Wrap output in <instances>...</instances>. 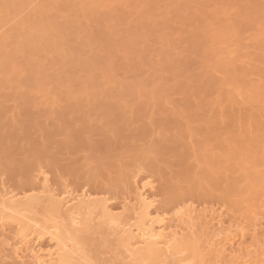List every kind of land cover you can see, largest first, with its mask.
<instances>
[{
  "label": "bare ground",
  "instance_id": "obj_1",
  "mask_svg": "<svg viewBox=\"0 0 264 264\" xmlns=\"http://www.w3.org/2000/svg\"><path fill=\"white\" fill-rule=\"evenodd\" d=\"M56 1L58 3L62 4V7L58 6L60 8V10L57 13L59 14V16L65 15V18H64L65 23L64 24H62L61 26L58 25L56 18H53V17H51V15H49V13H52L54 11V7L53 6H47L41 10V15L43 16V18L38 23H35L32 25L31 21L25 22V23L29 24L32 28V32L30 33V35L22 34L20 29H19L20 33H18V30H16L15 31L16 35L14 37V42L12 45H9L8 40H6L4 38L0 39V49L5 50V53L0 57V107H2L1 104H2L4 99H8L9 101H11L13 103V106H14V107L12 106L13 108L12 107L9 108L8 106H6L4 108L2 107L3 109L0 110V148L5 150V151H3L1 149L0 151L5 152L7 155H9V153L11 151V148L9 149V146L14 143L13 142L14 139H17L18 141L19 140L22 141L21 138L24 139L23 136L24 137L27 136V135L22 136L21 135V133H23L22 131H24V132L26 130L29 131V129L31 127H32V129L34 128L35 132L37 130H40L41 131V132L39 131L40 134L42 133L43 135L45 134L47 136V142L45 140L46 144L48 142L51 143L53 138H54L55 132L51 133L53 128L56 130L57 128L63 127V129H65V130H60V131L61 132L66 131V130L69 131L67 133H69L70 137H71V130L72 129L70 130V128H72V126L75 124V122H77V123L81 122V125L83 124L84 127L81 125L80 126L83 128L86 127V129L88 131V129L90 128V127H88L90 124V122H89L90 118H89V112L88 111H90L91 107L100 113H102L103 111H106L108 113V121H107L106 128L104 125V129L105 130L107 129L106 130L107 132L104 130L105 135H102V136H104V139L107 138V140L110 139V138H108L109 136L113 137L114 133H116L117 135L121 136V139H123L125 141L128 138H131V141H134L135 139L139 138L138 143L142 142V140H144V143H145L146 137H144L145 139H143V137L141 138L138 135L141 133L139 125L145 124V120L146 121L149 120L150 124H152V126H155V124H159L160 129L165 127L166 124H171L172 121L174 122L173 116H172L173 118H171L173 120L170 121V123H169L170 119H168V117L166 116L167 117L166 120L168 119V121H167L168 123H166V121H163L164 120L163 119L159 122L157 121V123L155 122V124L153 125L154 122H152V121H156L153 119V115H154V117L156 116L155 113H157V110L155 109V107L151 106L150 103H147L149 101L142 104L140 106V109L139 108L137 109L139 111L138 115L135 112H130L131 109L128 110V108H129L128 105H126V107L127 106L128 107H127V110H125L126 109L125 103H124V105H122L124 107H122L121 104H123V103H119V105H113L112 106L111 104L109 105V104H104V103L100 102L101 100L109 97V95H106V88L111 83L112 78L95 79V76H93V74L96 70H103L104 73L109 74V76H107V77H111V75H113L115 73V66L113 65V60L117 57V55H119V54L121 55L122 53H123L122 54L123 56L120 57L117 61L120 65L126 66L128 64V61H129V56L134 57V58L142 57V59L147 58V61L142 60V61H139L138 63L133 64L132 69H134L133 71H135V73L145 71L146 69L149 70V68H155V66L152 67L153 62H151V60H152L151 57H153V54L155 53L153 46H156V45H162L163 47L161 46L160 48H163V49H165L164 47H166L168 52L166 53L167 59H166L165 63L160 64L158 67H156L157 70H155V71L156 72L160 71L161 73L168 71L172 75V78H173L172 83L181 85V88H182L181 92H183L182 94H184L188 98L187 101L183 104L184 105L183 107H185V109L184 110L182 109L184 111L182 113L184 114L185 112H187L185 114L186 115L188 114L189 115L188 117H190V120L191 121L193 120V122L195 120L198 121L201 119L203 122V123L201 122V124H203V125H201L200 123H198L199 126L194 124V126H196L198 129L200 128V125L204 126V128L207 125L206 130L208 132L209 126L214 127V128H212L213 131L217 126V128H218V129H216L217 131H215V132H213L211 130L210 131L213 132L215 135H217L219 132L222 134L225 130L224 131L222 129L220 130L219 129L220 126H218V124L220 123L219 125H222L221 127L223 128L224 122L222 121V117H220V116H222L221 114H225L228 112L230 114L233 112L235 113L236 109H238L239 112L241 113L244 110H246L244 108H246L247 105L249 106L250 105L249 103H252L250 107L253 108V105L255 103L258 105V103L262 104L264 102V0H258V2H256L255 4L250 3L251 0H220L221 3L218 2L219 0H169V6L168 7L171 9V11H168V9L163 10L162 8L159 7L158 4H154V5L150 6L148 4L147 0H136V9L137 10L146 9L147 7H149V8L144 13L143 17L140 18L138 25H136L135 27L129 26L126 24L128 18L130 19L133 17L132 15H127V16L126 15H123V16L113 15L111 17L103 18L100 14V10L102 9V7L104 6V3L106 2L105 0H82L81 3H76V4L72 3L71 0H56ZM30 2H31V0H21L20 5L24 6V5L29 4ZM207 3L211 4L209 9L206 10L207 19L202 20V21L195 20L197 23L195 22L196 24H191L190 23L191 19L192 20L198 19V17H199L198 15H200V11L202 9L200 10V9H198V7L200 8V6L202 7V6H204V4H207ZM1 9H8V10L11 9V4L8 2V0H2ZM79 15L83 16L82 20H78ZM46 17H48L49 20L53 21L54 23L52 22V23L46 24L45 19H44ZM221 18H224L223 23H221V21H220ZM219 21H220V23H219ZM116 22L120 23L123 26L122 30L116 32V36L119 37L118 39L111 36V34L114 33L113 25ZM91 24H95L98 27H100L98 34L97 33L95 35L93 34V32L90 28ZM187 28H188V31L186 30ZM181 30H186V31H184L185 34H186V32H188V33L186 35H184L183 34L184 32L182 31L181 34L184 37H181L180 36L181 34L179 32V36H177L178 34L176 36L178 38L181 37V40L176 39V37L174 38L175 40L173 39L174 41L181 43V46L179 47L176 45V43H171V40L167 39V37L172 36V35L167 34V33H174L175 34L176 31H181ZM235 33H237V34H235ZM246 33H251V37H252L251 39L257 42L255 44L257 47L254 45L256 47L255 48L256 50L254 51V53H249L250 50L247 47L248 48L247 51L249 50L247 52L248 55L244 56L245 58L243 57L246 60L242 59V56H241V59L243 61H241V59H240V61H237V62L243 63V66L241 64H239L242 67L240 66V67H238V69L237 68L234 69V67L233 68L231 67L232 64L230 66L229 63H227L228 61L227 62L225 61L227 64L225 62H222L221 63L222 65H221V67L219 66V68L221 69L220 71L223 73V75H220V74L218 75L217 72L219 71V68H218V70H216L217 72H213V70L212 71L209 70L210 73L213 72L212 74L216 73L218 75V76L214 75L216 78L213 77L212 74H210V73H209L210 75L207 73V76H206V70H205L204 75L206 76L205 77L206 79L203 76V78L205 80L201 81V82L199 81L198 83H196L192 79V78H194V79H196V81L201 80L200 78L198 79L196 77L198 75V72L196 73V76H195L196 78L192 77V75L189 73L190 70L188 72H186L188 70L186 67L189 65L187 62L188 58H190V60H191L193 58L195 59L196 56H198L199 61L202 60L201 63L203 62V64L201 66L199 65L200 67H202L204 65V62L206 64V61L208 62L209 61L208 59H211L209 56H210V54H214V52H213L214 49L217 47L219 48L220 45L222 46V44H223V46H224V44H226V45L228 44L229 46H231L229 48H232L231 49L232 52H233V48H239V46L236 47L237 42H238V40H237L238 37H237V39H235V40H237L236 42H234V37H236L235 35L240 36L241 34L244 37V35ZM168 35H170V36H168ZM68 36H71L69 46H67L66 43H64L65 39L68 38ZM129 38H134L135 40H137L139 42H136V43L128 42ZM239 38H241V36ZM241 39H243V38H241ZM241 42H242V40H241ZM232 43H234V44L232 45ZM144 44H146V48L143 47ZM228 45L226 48L227 49L226 52L229 54L230 50H228ZM232 46H234V47H232ZM241 46H240V48H242ZM17 47H18L19 51H24L28 55V57H26V59H25L27 61V63H30L34 60L40 62L39 59L45 60L49 54L56 55L54 60H53L54 66L58 69H61L62 73H63V74L59 73L57 70L59 76L61 78L65 76L64 78H66V81H67L66 84L68 83L70 86H73V89L69 90L67 93V99H66L67 102L66 103L64 102L65 105H64V103L61 102V104H63L64 106L62 105L61 109L59 107L60 105L57 106V107H59V110H61V111H59L56 108V111H59V112L51 110V112L46 111V113H42L43 111L40 112V110H42L41 108L44 107L41 105L42 103L38 102L36 98H33L30 95H27V93H24V94H21L19 92L17 93L16 91H14V89H12L11 94H8L7 96L3 97V95H1L2 92L7 90L11 84L10 80L7 79L8 75H10L16 71L17 65H19V62H21L20 59L23 58V57H21L22 53L17 52ZM94 48L97 49L98 51H100L101 53H103L104 57L98 56V54L96 56H94L95 58H91L93 60L90 59V56L87 57L88 54H91V52L94 51ZM250 48H252V46ZM219 50H221V49L219 48ZM68 53L73 55L72 59L68 58ZM158 53L160 54L161 51ZM158 53H156V55ZM217 54H219V53H217ZM232 55L233 54H231V56ZM86 57H87V59H86ZM213 57H214V55H213ZM213 57H212V59H213ZM221 58H223V56ZM237 58H236V60H237ZM218 60H219V58H218ZM194 61H198V59L194 60ZM212 61L214 62V60H212ZM110 62L112 64L109 65ZM230 63H232V61ZM191 64H193V63H191ZM191 64H190V66H191ZM218 64H220V63H218ZM218 64H215V65H218ZM209 65H212V62ZM209 65L206 64V66H209ZM196 66H198V65H196ZM193 67L195 69V65ZM213 67H215V66H213ZM217 67L218 66H216L215 68L217 69ZM229 67L232 70L229 69ZM209 68H212V67H209ZM185 69H187V70H185ZM196 69L200 70L202 68L199 69V67H198ZM152 71L154 72V70L151 69L150 72L148 71L147 74L149 75V73H151ZM202 71H199V72H202ZM146 72H144V74ZM82 73H84L86 76H88L87 82H86V84H88V85L76 84V81L80 80V76ZM218 77H220V78L218 79ZM222 77L224 79H227L229 81V84L233 85L230 87V85L228 84L230 90H231V88L234 89V87H235V89H236V90H234L236 92V93H234V95L236 94L235 96H232V95L227 94V93L225 94L224 93L225 91L223 92V84L222 83L224 81H223ZM249 77H255L254 80H256V78H257V80L253 81V79L251 78L252 81L250 83H248V81L246 82V80ZM203 78H202V80H203ZM137 80L138 79L133 78L134 82L130 86H131L132 91H134L138 94H141L143 88L145 89L144 86H146V85L143 84L142 81H137ZM89 89H94V92L89 93ZM34 92H38V91L35 90ZM111 94H112V95H110L111 97H115V95H113V92H111ZM114 94H117V93H114ZM125 96H127V95L121 96V98H122L121 101H123V99H126ZM93 99L95 100V102L93 104H91ZM18 101H24V106H25L24 112L25 113L27 112L26 116H28V117H26V118L24 117L26 120L23 121V119H22V121L25 122V121H27V119H29V124L28 123H26V124L30 125L31 127L26 126V124L22 125L23 124L22 123L20 125L21 127L18 128L19 123L17 121H15L16 117H15V119H13L14 115H16L15 113L20 109V108L18 109V106H17ZM166 104H168V103H166ZM166 104L163 106H160L158 109V110H161L160 111L161 115H164L165 111L167 112V108L170 111V107H166ZM256 104H255V106H257ZM260 105H258L256 107L257 109L254 107V109L258 110V107L260 108ZM179 106H177V107H179ZM87 108H89V109H87ZM262 108H264V106H262ZM262 108H260V113L262 112ZM174 109L172 107V110L174 111V113L177 111L178 114L180 113L179 115H181V110L175 109L176 110L175 111ZM54 110H55V108H54ZM253 110H252V112H254ZM22 111H23V108H22ZM248 111H251V110L249 109L246 112H248ZM258 111H257V113H258ZM263 111H264V109H263ZM246 112H243V113H245V116L247 115V117H248V115L250 113L247 114ZM25 113H22V116H25L24 115ZM67 113H69V114H67ZM70 113H72L73 117L74 116L76 117V118L75 117L73 118V121H71L72 115L70 116L71 119L69 118L70 121L68 119H66L65 115L67 114V118H68L69 117L68 115H70ZM117 113H118V115H120V117H118V119H114L115 114H117ZM205 113H208V114L214 113L215 115H216V113H220L217 115L219 118H221V121L223 123L219 122L220 119H218V118H212L211 117L209 119L208 118L206 119L204 116H202ZM229 113H228L229 117L226 115H223V116L231 118ZM134 114H136L137 116H135ZM165 114H168V113H165ZM178 114L176 116L179 119L180 116H178ZM208 114H205V116H208ZM11 115H13V116H11ZM17 115H20V114H17ZM63 115L65 116V118H62V121L59 120L60 123H58L59 121H57V119L59 117L57 119H56V117L57 116L64 117ZM171 115H172V113H171ZM186 115H184V116H186ZM231 115H232V118L237 119V121L239 120L238 118H240V117H238L239 114L236 117H233L234 114H231ZM263 115L264 114H262V116ZM250 116L253 119H250ZM250 116H249L250 120L247 117H246V119L244 118V120H245V122L249 121V122H247V123H250V124H248V126L250 127V125H252L253 129H254V126H256V122H255L256 118H254L255 116L254 117L252 115H250ZM260 116H261V114H260ZM202 117H204L205 119H203ZM8 118H9V121H8ZM51 118H54L56 120H54V122H52L53 119H51ZM235 119H234V122L237 123L236 125H234V122L232 120L234 126L240 127L241 124L245 123V122H243L244 121L243 116H242V120L240 119L238 122L235 121ZM261 119H262V117H261ZM190 120L186 121V119H185V123L186 124H188L187 122L190 123ZM251 120H252V124H251ZM50 121H51V125H50ZM149 121H148V123H149ZM240 121H241V124H238ZM77 123L73 126V128L77 126ZM148 123H147V125H148ZM181 123H183V122H181ZM228 123H229V121L226 122V124L229 126ZM257 123H260V124H257V126L258 125H259V127L262 126V120L261 121L257 120ZM52 124H54V125L60 124V126L55 128V127H52ZM61 124H63V125H61ZM150 124H149V126L151 127V129L148 126L147 127H148V131L150 130L152 132L153 131L152 128H155V127H152ZM186 124L183 126H186ZM133 125H135V126L138 125V128L136 129V133H138L137 131H140V133L136 134L135 130H134V132H130L133 129H135L132 127ZM227 125H226V127H227ZM22 126H26V129L24 130ZM161 126H163V127H161ZM181 126L182 125L177 124V129L179 128L178 130H181L182 129ZM248 126L246 125V127H248ZM27 127L29 129H27ZM129 127L130 128L132 127L131 128L132 130L128 129ZM170 127L171 126H169V128ZM175 127H176V125H175ZM189 127H191V129H192L193 126L191 125ZM229 127L235 128L233 126L232 127L229 126ZM237 127H236V130L233 129L235 132L237 131V129H240ZM242 127H244L245 130L246 129L248 130V131H246V135L244 134L245 133L244 131H243L244 133L238 134V133L242 132V130H243V129H240L241 131L238 130L240 132L237 131L236 133H234V136L241 138L240 141L242 142L241 144H243V145L246 142V140H245L246 138L247 139L250 138L255 142V139H256L255 135L260 134L261 137H263V138H261L262 141H260V144L262 143L261 144L262 149L260 146L258 147V145H260L259 143H258V145L256 144V142L254 143V144H256L255 146H257L260 151H258V149L254 146V144L252 145V141H250L251 143L248 144L249 141L247 140V143L244 146V147L249 148L250 146L248 147L247 144L252 145L251 147L254 150L250 147L249 152H251V153L253 152V154L258 153L257 154L258 156L261 154L259 157V158H261L264 155V149H263L264 148V144H263L264 143V140H263L264 135H262V134H264V131H263V133H260L259 131L261 130V132H262V130H264L263 126L261 127L262 129H260V130H258V127L256 128V130L258 131L257 134L254 133V132H257L255 130H253L254 132H250V130L252 131L251 127H250L251 129L249 128L250 130L248 128H245V126H242ZM91 128H92V126H91ZM102 128H103V126H102ZM102 128H99V130L97 129L98 131L101 130L99 132L100 134H104L102 132L103 131ZM157 128H158V125H157ZM157 128L155 130H158ZM172 128H173V126L171 127V129ZM197 128H194L195 130H192V131L193 132L197 131L196 130ZM78 129H80V128H78ZM78 129L75 128V130L74 129L73 130L76 132L78 131V133H79V131L81 129L80 130H78ZM92 129L96 130V128L94 129V127ZM171 129H169L170 132H172V130H173V129L172 130ZM191 129L189 131L187 129V132H190ZM209 129H211V128H209ZM82 130H84V129H82ZM184 130L186 132V129H184ZM227 130L234 132L231 129H227ZM30 131L33 132L32 130H30ZM85 131H81V133L85 132ZM98 131H96V132L98 133ZM142 131H144V130H142ZM199 131H197V132H199ZM76 132L74 134L77 136L78 133H76ZM90 132H92V130H90ZM166 132H168V130L167 131L165 130V133ZM178 132L180 133L179 135L177 134ZM178 132L176 133V135L174 134L173 137L181 136V138H183L182 135L184 134V132H182L183 134L180 131H178ZM197 132H195V133H197ZM211 132H208V136H209V134H211ZM81 133L78 134V136L82 135ZM88 133H89V131H88ZM106 133H110V134L112 133V135L107 134V135H109V136H107ZM146 133L149 134V132H147V131H146ZM213 133L211 134L212 136L210 135V137L214 138L215 136L213 135ZM227 133H229V131ZM252 133H253V136H255L254 138H252V135H251ZM26 134H30L29 139L31 141V139L34 135V132L32 133V136H31V133L26 132ZM84 134L82 136H79L80 137L79 140L75 136L74 140L76 142L79 141L81 143V140L83 139ZM143 134H144V132H143ZM166 134L168 135V133H166ZM192 134H194V133H192ZM221 134H220V137L222 136V138L224 136H226L225 133H224L225 134L224 136ZM229 134H231V133H229ZM229 134H227V135H229ZM55 135H56V133H55ZM63 135H64V133H63ZM187 135H188V133H187ZM202 135H206V136H204V138H202L203 136L201 138H198L199 136L197 135L198 136L197 138L200 139V140L197 139V141L196 140L192 141V139H193V138L191 139L192 136L188 135V136H190L188 138H190L191 141L188 139L187 143H186V140L183 141L181 139L183 142H185V144H183L184 146L182 145L183 151L182 152L178 151V153L182 154L181 155L182 160L180 159L181 160V163H180L181 167L178 166L179 168H181V170L176 168L177 170H180V172L177 171L178 175L176 174L177 181L176 180L172 181L173 178L170 177L171 183L168 184V186L167 185L165 186V190L162 189V191L164 190V192L161 191L162 193H165L167 196L166 197L163 194L164 195L163 200L165 198L167 199V200L165 199L166 201L164 200L166 203L164 202L163 206L166 204L167 206H169L168 207L169 209H170V207L172 208V211H173V209H174V211L176 210L174 217L172 216L171 217L172 220L169 221L170 224L167 222L168 221L166 218L167 214L160 213L158 210H156L155 209V207H156L155 201L150 199L148 191L151 190L152 185H150V183L145 185V183L142 181H140L142 184L139 183L137 181V177L135 180V187H134L135 190H133V194H134L133 197L130 196L131 199H129V197L126 198L127 199V200L125 199L126 203L124 205L122 204L123 208H124L123 211L126 213L127 212L131 213V215L129 216L130 219L129 218L126 219L127 217L124 218V216L122 214H121L122 215L121 216L119 214L120 212L117 214L116 213L117 211L113 209L114 206L112 207V205H110L111 201L109 202L108 199H106V200L105 199H102V200L95 199L96 197L93 198V196H92L93 194H91L90 192H87V190L83 191L81 194L80 193L75 194V192H73L74 194H71L69 192V190L65 189V191H63L65 193H62V191H61L62 194L59 192L58 194H60V195H56V193H55L56 190L54 191L52 189V191H51V189H50L51 186L48 185V181H49L48 177H47L48 175L46 176L44 172L43 173L40 172V171H42V169H40V168H42V167H40L41 163L43 164L45 162V160L47 161V160L52 159V158L47 159L49 157V151H50L49 149L51 147H49L50 146L49 143L47 145L44 143L42 144V142L40 143L38 141V139H37V141H34L35 143L31 142L35 146V147H33L34 149H31L32 152L29 153V154H31V158L26 157L25 162H24L25 159H23L22 160L23 162L19 164V169L16 172H17V174L21 173L22 176H24L27 179L28 187H29L28 189L30 191H32V193L34 192L35 189H39L42 191L38 190L40 194H34V195L30 194L28 196L26 194L28 189L27 190L24 189L25 185L27 186L26 180H25L26 181L25 184H23L21 182L24 185V187H22L23 186L22 184H21L22 186L20 185L22 187V189H24L22 192H20V190H18L19 193H17V192L15 193L13 191L8 192L9 190L8 191H6V190L2 191L0 189L1 190L0 191V229H2V231H3V229L5 230V227H7V225H10L9 222H11V223L15 222V224L17 226L16 233L14 234L15 237L13 238L14 239V241H13L14 245H13V243L11 245L9 244L10 246L13 245L12 246L13 247L12 248L13 255L16 256L17 257L16 259L17 260L19 259V261H23L25 259L26 260L28 259L30 264H79V263L81 264V261L77 262L78 260L76 259V257H78V255L80 253H78L76 255L75 252H79V251H77V249L79 248L80 245L83 247H88V246L92 245L90 238H89V235H90L89 232L91 229H97L98 231L97 230H95V231L98 233L100 232L102 234L101 235L102 237H103V233L106 234V232L108 233V231L110 230L111 232H109V233L112 234V236L116 240V242H114V243H116L115 245H114V243L112 244V242H111L112 246H117L116 248L118 250L121 249L120 251L124 254L125 257L123 259L122 257H120L121 252L119 251L120 256L118 255V257H117V255H116V257H117L116 258L117 259L116 264H126V263H123L124 260L125 261L127 260L126 261L127 264H264V227L262 225L263 222H259V223L255 222L256 224H254L253 226L250 222L252 227L250 226L247 228L245 225L240 224L238 221L237 222L239 224H236L237 222L233 223V221L232 222L230 221V225H228V226L226 225L227 227H225V226H223V224H222L223 222L221 219V217L223 215L220 216V215H217V213H214V211H212V209H211L212 207L210 208L211 210L204 208L205 209V210L203 209L204 212L202 211V213L198 214L200 211L199 209H198L199 211L197 213L196 210L191 208L189 205L186 206V203L188 201H191L192 199L194 200V198L203 199L204 201H206V203L209 201H212V200H215V201L218 200V201H221L225 205H230L231 207L235 206L234 209H236L235 210V213H236L237 210L238 211L240 210L239 208H237L238 207L237 205H239L240 203H243L244 205L243 206L241 205V206L244 208L241 207V211H239L241 214L243 212V209H245V206H247V205L249 206V204H251V202H253L254 199H258V201H259V197L254 198V197H252V195L253 194L256 195V193H257L256 196H258L259 191L258 192H256V191L260 186L258 184V188L256 187L257 189L254 193L255 187L250 182H252V180H254V183H255V180L257 178L259 180H260V178H261V180H263V178H264L263 168L264 167L262 168V167H260V165L263 164L264 161L262 163H261L262 160L260 161V159H258L260 162L258 160L256 161L255 158H253V156L251 155V153L247 152L248 151L247 148L245 150V149H243L244 147L242 148V146H241V148L244 150V154H243V152H242L243 150H241L240 146H239L240 143L236 144L237 138L232 135L236 139L235 140L236 143L234 142L236 144V146H238V147H236V149L239 148L241 150V153H242V154L239 153L237 156H239L240 159H241V157L246 158V156H247V158L249 159L250 158V156H248V154H249L252 156V160L254 159L253 160L254 163L259 162L258 166H259V168H262V170L259 169L260 171H258L257 174L256 173L254 174V173H252V169H250V167H252L251 166L252 163L249 165L248 160H246L247 163H245V161L243 160L244 164H247V165H245V169L242 168L243 165H241L243 163V161L241 162V164H239V166L241 165L242 167L238 166V163L236 162V160L238 162L240 160L238 157H236L238 159L235 158V156H236L235 154L237 153V151L239 152L240 150L234 149L233 147H235V146H233L232 148L236 152H235V154H233L234 152H231V146H232L231 144H233V145H235V144L230 143L228 136H227V138L224 137L225 139L223 140V143L226 146H224L222 144L220 146L217 144L219 141H221V138L218 139V135H217L216 139L218 142H215V140H216L215 139L214 141H212V145H213V142L217 143L216 146L217 147L220 146L218 148L219 151L216 149L215 151L217 153L215 151H214V153H212V151L209 152L208 148H206V143L210 140V139L206 140L207 133L204 132V134H202ZM240 135H242L243 137L242 136L240 137ZM247 135H250V136L248 137ZM19 136H20V138H19ZM65 136H67V134ZM105 136H106V138H105ZM147 136L150 137L149 135H147ZM185 136H186V133H185ZM244 136L245 137L247 136V137L245 138ZM85 137H87V136L85 135ZM162 137L164 138V136H162ZM171 137H172V135H171ZM193 137L195 138V136H193ZM258 137L259 136H257V140H260V137L259 138ZM27 139H28V137H27ZM69 139L70 138H68V140ZM86 139H85V142H86ZM112 139H114V138H112ZM148 139H146V140L148 141ZM167 139H169V137ZM176 139L177 138L175 137V140ZM230 139L232 140L233 138H230ZM242 139H243V141H242ZM11 140L13 142L12 144L10 143ZM71 140L74 141L73 136H72ZM114 140H118V139L115 138ZM160 140H161V138H160ZM18 141L15 140L16 143H18ZM65 141H63V144H65L64 143ZM172 141H174V140H172ZM233 141H234V139H233ZM74 142H70V143H74ZM110 142H111V139L107 143H110ZM151 142H153V141H151ZM107 143H105V146L107 145ZM210 143H211V140H210ZM210 143L208 142V144H210ZM221 143H222V141H221ZM82 144H85V143L83 142ZM65 145L67 146V144H65ZM122 145H123V143H122ZM165 145H166V143H164V146ZM73 146H75V148H78V146H80V144L78 146L73 144ZM149 146H151V145H149ZM171 146L173 147V144ZM171 146H170V148H171ZM68 147H70V146H68ZM129 147H130V145H129ZM174 147H175V145H174ZM180 147H181V145H180ZM196 147H197V149H196ZM210 147H212V146H210ZM14 148H16V147L14 146ZM14 148H12V150ZM66 149L68 151L69 148H66ZM134 149H135V147H134ZM134 149H132V150H134ZM163 149H164V147H163ZM174 149L172 151H175ZM233 149H232V151H233ZM255 149L257 151H255ZM73 150H76L74 152H77L78 149H73ZM73 150L71 152H73ZM132 150H130V152ZM169 150L171 151V149H169ZM250 150H252V151H250ZM262 150H263V155H262V153H259ZM69 151H70V149H69ZM79 151L80 150H78L77 153H79ZM158 151L159 150L157 149V152ZM167 151H165V152L168 154ZM165 152H164V155H165ZM175 152H177V151H175ZM5 153H3V154H5ZM135 153H136V151L134 153L131 152L132 155L129 153L130 155L128 154L129 155L128 157H130V158L132 157L134 159ZM146 154L145 155L142 154V155L146 157ZM173 154H177V153H173ZM245 154H246V156H245ZM147 155L149 157V154H147ZM170 155H171V152H170ZM4 156H6V155H4ZM27 158L29 160L32 159V160H30L31 162L30 161L28 162ZM176 159H178V158H176ZM263 159H264V157H263ZM54 160H56V159H54ZM135 160H133L131 163L134 164ZM233 162L237 164L238 168H241V170L243 169L242 171H240V173L243 172L242 176H241V174H239V172L235 173L236 170L235 171L233 170L234 167L237 168L236 164L234 167L232 166ZM170 163H171V161H170ZM53 164L55 165V161H53ZM120 165L122 166L123 163H120L119 165L115 166L117 168V169H115V170H117L116 171L117 173H115L117 178H115V176L113 177L115 171L112 168L113 169V172H112L113 175H110V177L112 176L115 180H112L111 179L112 177L110 178L109 176L105 177V179L107 178L108 181L111 182L112 187L116 186V188H117L119 185V181H118L119 176H120V179H121V176H123V174H119V171H120V173H122V170L123 171L126 170V169H123L124 167H122V169L119 167V169H120L119 170L118 166H120ZM164 165H165V162H164ZM254 165H256V167L253 166L252 168H255V169L258 168L257 164H254ZM125 166H126V168H128V171L133 169V168H131L132 165H125ZM129 166H131V167H129ZM167 166H168V164H167ZM246 166L247 167L250 166V167H248V169L251 170L252 175L254 174V176H253L254 179H252V177L250 178L248 176V174H246V173L244 174V172H246L245 171ZM171 167H166V168H171ZM112 169L110 167L109 171H112ZM248 169H247V171H248ZM255 169H253V172L255 171ZM74 170L75 169H73L72 171H74ZM128 171H127V175H129V178L128 177L127 178L131 182L130 181L125 182V180L127 181V179H125L127 176L126 171H125L124 172V174H125L124 181L122 183L121 180H123V179H121L120 180L121 183L119 186H122L121 184H124V183H126L127 186H129L128 184H131V185L133 184L132 182H134V181H132L133 180L132 178L135 179L136 174L134 176V174L132 173V175L134 176L133 177L131 175V172L129 173ZM134 171L132 170V172H134ZM158 171H161V170H158ZM158 171H156V172H158ZM237 171H238V169H237ZM16 172L13 173L14 178H15ZM36 172L37 173L39 172L38 173L39 178L36 179L39 181V184H41L38 186L39 188L37 187V184L35 185V182L33 183V181L35 180V178L33 179V177L37 176ZM228 172H230L231 175L227 174ZM255 172H257V171H255ZM34 173H35V175H34ZM134 173H136V172H134ZM237 173L239 174L237 176H240V177H235ZM251 173H249L250 176H251ZM259 173H260V175L263 176V178L260 175H258ZM109 174L110 173H108V175ZM13 175H12V177H13ZM19 175H17V177ZM102 175H105V174H102ZM102 175L100 176L101 178H102ZM167 175H169V174L166 173V177L168 178ZM256 175H257V177H256ZM137 176H138V173H137ZM17 177L15 179H17ZM161 178H162V176H161ZM92 182H95V181H92ZM110 182L107 184H109V188L111 189L112 187H110L111 186ZM258 182L260 183V185L264 184V183H262V181L261 182L258 181ZM126 184H124L123 186L127 187ZM161 184H162V182H161ZM100 185L102 186V184H99V186ZM105 185L103 188L106 187ZM163 185H165V183H163ZM250 185H251V188H250ZM21 187H20V189H21ZM248 187L250 188V190ZM253 187H254V189L252 190ZM107 188H108V186H107ZM122 188L123 187H121V189ZM201 189H203V191H204L203 194L199 193V190H201ZM261 189H263V186L259 190H261ZM103 190H105V189H103ZM53 191L55 194H53ZM251 193H252L251 198L252 199L254 198V199L251 200V198H248L251 201L249 204L246 205V200H247L246 198ZM261 195L259 193V196H261ZM263 196H264V192H263ZM263 196H262V198H263ZM45 200H48L49 204ZM263 200H264V198H263ZM42 201L46 202V203L42 204L43 206L49 205V207L51 209L50 212H55L58 215V217L60 215V217L62 218L61 223L57 220L56 222H54L51 225L47 224L46 226H43L40 223L41 226H39V222H37V221L35 222L34 220L32 221V220L27 219L29 221V223H28V221H26V219H25L26 222L22 220L23 218L21 219V215L24 214L25 210H27V211H28V209L31 210L34 206L38 207L37 204H39ZM132 201H134L135 203L134 202L132 203ZM260 201H261V198H260ZM214 202H212V203H214ZM203 203H205V202H203ZM261 203H263V202H261ZM209 204H211V202ZM251 205L256 207V206H258V203L256 205L253 202V204H251ZM250 206L248 209L251 210ZM46 207L47 206H44V208H46ZM239 207H240V205H239ZM227 208L229 209L230 207H227ZM46 209H48V207ZM253 211L251 210V212H253ZM231 212L234 213V210H232ZM248 212H250V211H248ZM20 213H21V215H20ZM244 213H245V210H244ZM123 214H125V213H123ZM250 214L251 213H247L248 218L251 217ZM17 215H19V216H17ZM242 216L244 217V215H242ZM245 218H246V215H245ZM169 219H170V217H169ZM30 221H32V222H30ZM64 221H66L67 224ZM132 221H134V223ZM256 221H259V220H256ZM214 223L218 224L219 228L216 227L217 229H214L215 226H217V225L214 226ZM226 223H227V221H226ZM94 225H97V228H93ZM211 225H213V228L211 227ZM209 227H210V229H209ZM262 229H263V232H261ZM91 231H93V230H91ZM78 232H79V234H77ZM47 235L49 236L48 238H50V240H51V241L50 240H48V241H50V243L51 242L55 243L54 248H53V246L48 247V248L43 247V246H45L43 241ZM248 239L251 240V243H247ZM106 240H107V236H106V238H104L103 242L104 241L106 242ZM94 241L95 240H93L92 242H94ZM107 242H109L108 244H110V240ZM94 244H96V241ZM94 244H93V246H95V247H101L103 245L102 241L100 243H97L98 245L97 244L94 245ZM107 245L105 243V246H107ZM10 246H9V248H10ZM75 247H77L76 251L74 249ZM97 249L100 250V248H97ZM118 250H117V253H119ZM119 257L122 258L123 260L119 259ZM78 259H80V258L78 257ZM84 261L82 259V262H83L82 264H85V262H87V260L85 262ZM86 264H88V263H86Z\"/></svg>",
  "mask_w": 264,
  "mask_h": 264
},
{
  "label": "rangeland",
  "instance_id": "obj_2",
  "mask_svg": "<svg viewBox=\"0 0 264 264\" xmlns=\"http://www.w3.org/2000/svg\"><path fill=\"white\" fill-rule=\"evenodd\" d=\"M106 2L104 3V6L102 7V9L100 10V14H101V16L103 17V18H106V17H111V16H113V15H115V16H123V15H132L133 17L132 18H128V20H127V22H126V24L127 25H129V26H133V27H135L136 25H138V23H139V20H140V18L141 17H143V15H144V13L147 11V9L149 8V7H147L146 9H140V10H137L136 9V0H105ZM8 2L11 4V9L10 10H8V9H1V6H2V0H0V39L1 38H4V39H6V40H8V44L9 45H12L13 44V42H14V37H15V31L16 30H18V33H20L19 32V29H20V31H21V33L22 34H24V35H30V33L32 32V28H31V26L29 25V24H27V23H25L26 21H31V24L33 25V24H35V23H38L42 18H43V16L41 15V10L43 9V8H45V7H47V6H53L54 7V11L52 12V13H49V15H51V17H53V18H56V21L58 22V25L59 26H61L62 24H64L65 22H64V18H65V15H60L59 16V14L57 13L59 10H60V8L58 7V6H60V7H62V4L61 3H58L56 0H31V2L29 3V4H27V5H24V6H21L20 5V2H21V0H8ZM71 2L72 3H74V4H76V3H81L82 2V0H71ZM147 2H148V4L151 6V5H154V4H158L159 5V7L160 8H162L163 10L164 9H168V11H171V9L168 7L169 6V0H147ZM219 3H221V1L219 0L218 1ZM256 2H258V0H251L250 1V3H252V4H255ZM211 6V4L210 3H207V4H204V6H200V8L198 7V9H202L201 11H200V15H198L199 17H198V19H191V21H190V23L191 24H196L197 22L195 21V20H200V21H202V20H206L207 19V13H206V10L207 9H209V7ZM198 11V12H199ZM233 13V12H232ZM235 13V12H234ZM49 17V16H48ZM48 17H46V18H44L45 19V23L46 24H49V23H52L53 21H50L49 20V18ZM83 19V16L82 15H79V19L78 20H82ZM220 21H221V23H223L224 22V18H221L220 19ZM220 21H219V23H220ZM196 22V23H195ZM54 23V22H53ZM113 27H114V33H112L111 34V36H113L114 38H116V39H118L119 37L118 36H116V32H118V31H120V30H122L123 29V26L120 24V23H118V22H116L114 25H113ZM90 28H91V30H92V32H93V34L95 35L96 33L98 34V32H99V30H100V27H98L97 25H95V24H91L90 25ZM181 28V27H180ZM182 29V28H181ZM187 31H188V28L186 29ZM186 30H181V31H176L175 32V34L174 33H167V34H170V35H172L171 37H167V39L168 40H171V43H176V45L177 46H181V43L180 42H177V41H174L175 39V37H176V39H179V40H181V37H184V36H182V31L184 32V31H186ZM179 32H180V38H178L177 36H179ZM17 33V34H18ZM188 32H186V34H187ZM174 34V35H173ZM178 34V35H177ZM184 35H186L185 34V32L183 33ZM235 34H237V33H235ZM170 35H168V36H170ZM177 35V36H176ZM236 37H234V42H236L237 40H238V42H237V46L236 47H238L239 46V48H233V52L231 51V49L232 48H229V47H231V46H229L228 44V50H230V52H229V54L226 52V48H227V45L226 44H224V46H223V44H222V48L219 46V48L221 49V50H219V48L217 49V48H215L214 49V54H210V58L212 59V57H213V55H214V57H213V59L212 60H214V62L211 60V59H208L209 61L207 62L206 61V64L207 65H209L211 62H212V65H209V66H206V64H205V62H204V65L202 66V67H200L202 64H203V62L201 63V61H199V57L198 56H196V58L194 59H191L190 60V58H188V60H187V62H188V66L186 67L187 69H185V70H187L186 72H188L189 70L191 71H189V73L192 75V77H195L196 76V73L198 72V75L196 76L198 79L200 78L201 80H198V81H196V79H194V78H192L196 83H198L199 81L201 82V81H204L206 78V76H207V73L209 74L210 73V71H212L213 70V72H217L216 70H218V68H219V66L221 67V63L222 62H227V63H229V65L231 66V64H232V68L234 67V69H238V67H240L241 65L243 66V63H241V62H237V61H240V59H241V56H242V59H244L245 57L244 56H246V55H248V51L250 50V52L249 53H254V51L256 50L255 48L257 47L255 44L257 43L256 41H254V40H252L251 38V33H246L245 35H244V37H243V35L241 34L240 36H241V38H243V39H241V38H239L240 36H237V35H235ZM237 37H238V39H237ZM174 39V40H173ZM235 39H237V40H235ZM70 40H71V36H68V38H66L65 39V41H64V43H66V45L67 46H69V44H70ZM241 40H242V42H241ZM128 42H132V43H136V42H139V41H137V40H135L134 38H129L128 39ZM240 42V43H239ZM234 43H232V45H233ZM236 44V43H235ZM242 46H241V45ZM244 45V46H243ZM249 45V46H248ZM256 47H255V46ZM142 46V45H141ZM162 45H156V46H153V48H154V50H155V53L153 54V57H151V62H153V65H152V67L153 66H155V68H149V70L148 69H146L145 71H141V72H138V73H135V71H133L134 69H132L133 67V64H135V63H138L139 61H142V60H144V61H147V58H145V59H142V57H140V58H134V57H131V56H129V61H128V64L125 66V65H120L117 61H118V59L120 58V57H122L123 55V53L120 55H117V57L113 60V65L115 66V73L113 74V75H111V77H107V76H109V74H106V73H104L103 72V70H96L95 72H94V74H93V76H95V79H101V78H104V79H107V78H112V80H111V83L109 84V86H107V88H106V95H109V97H107V98H105V99H103V100H101L100 102H102V103H104V104H111L112 106L113 105H119V103H123V104H121V106L122 105H124V103H125V110H127V107L129 106V108H128V110H130V112H135L137 115L139 114L138 112V108L140 109V106L142 105V104H144L145 102H147V101H149V102H147V103H150L151 104V106H153V107H155V109L157 110V113H155V117H154V115H153V119L154 120H156V121H152V122H154L153 123V125L155 124V122L157 123V121L159 122V121H161V120H163V121H166V123H168L167 121H168V119H170L169 120V123H170V121H172L173 119H174V122L172 121V123L171 124H166L165 125V127H163V126H161V127H163V128H161L160 129V126H159V124H155V126H152V124H150V121H149V123H148V121H146L145 120V124H142V125H139V128H140V131H141V133H140V131H137L138 133H140V134H138V133H136V129L138 128V125H133L132 127L133 128H135V129H131L130 127L128 128V129H130V130H132V131H130V132H134V130H135V133L136 134H138L141 138L143 137V139H145L144 137H146V139H148V141L145 139V143H144V140H142V142H139L138 143V140H139V138L138 139H135L134 141H131V138H128V139H126V141L125 140H123V139H121V136H119V135H117L116 133H114V135H113V137L111 136H109V135H107V134H110V133H106V135L107 136H109L108 138H110L111 139V142L110 143H107V142H109L110 141V139H108L107 140V138H106V136H105V138L106 139H104V136H102V135H105V133H104V125H105V128H106V125H107V121H108V113L106 112V111H103L102 113H100V112H98V111H96V110H94L92 107H91V109H90V111H88L89 112V122H90V124H89V126L88 127H90L91 128V126H92V128L94 127V129L96 128V130H93L92 128L90 129H88V131H89V133H88V131H87V129H86V127L85 128H83L84 127V125L82 124L81 125V122H75V124L77 123V126L76 127H74L73 128V126L75 125H73L72 126V128H70V130H71V137H70V134L69 133H67V132H69V131H63V132H61L60 130H65V129H63V127L62 128H57L58 126H60V124L59 125H54V124H52V127H55V128H57L56 130L53 128L52 129V131H51V133H56V135H55V133H54V138H53V140H52V142L51 143H49V147H51L49 150V157L47 158V159H49V158H52L51 160H45V162L42 164L41 163V165H40V167H42V168H40V169H42V171H40V172H44L45 173V175L48 177V185H50L49 187H50V189H51V191H52V189L55 191V193H56V195H60V194H58L59 192L61 193V191H62V193H65V192H63V191H65V189L66 190H69V192L71 193V194H74L73 192H75V194H81L83 191H85V190H87V192H90L91 194H93L92 196H93V198H95V199H100V200H102V199H108V201L110 202L111 201V203H110V205H112V207H113V209L114 210H116L117 212V214L119 213L120 215L122 214L123 216H124V218H126V219H128L129 218V216L131 215V213L130 212H124L123 210H124V208H123V205L126 203V198H128L129 197V199H131V197H133V190H135V180H136V177H137V181L139 182V183H141L140 181H142V182H144L145 183V185H147V184H149L150 183V185H152L151 186V190L150 191H148V193H149V196H150V199H152L153 201H155V209L156 210H158L160 213H165V214H167L166 215V218H167V222L170 224V220H172L171 219V217L173 216L174 217V215H175V213H176V210L174 211V209H173V211H172V208L170 207V209L168 208L169 206H167L166 204V206L164 205L163 206V204H164V202L167 200L166 198V200L164 201L163 200V197H164V195L166 196V194L165 193H162V192H164V190H165V186L167 185L168 186V184H170L171 183V178H173L172 179V181H177V176H176V174L178 175V172H180V170H181V168H179V167H181L180 166V163H181V160H182V157H181V155L182 154H180V153H178V151H183V144H185V142H183L184 140H186V143H187V140L189 139L190 141H191V139H192V141H194V140H196L197 141V139L198 138H201L202 136V138H204V136H206V135H202V134H204V132L205 133H207V138H206V140H208V139H210L211 140V143H210V140L208 141L210 144H208V142L206 143V148H208V151L209 152H211L212 151V153H214V151L217 149L218 151H219V147L221 146V144L222 145H224V146H226L224 143H223V140L225 139V138H227V136L229 137V140H230V143H236V139L234 138V137H236V136H234V133H236L238 130H240V129H243L242 130V132H240V131H238V132H240V133H238V134H242V133H244L245 135H246V131H248L247 129L245 130L244 129V127H242V126H245V128H252V131L250 130V132H254L253 130H255V131H257L256 130V128L258 127V130H260V129H262L261 127L263 126V129H264V115L262 116V114H264L263 112V109L264 108H262V106H264V102L261 104V103H258V105H260V108H262V112L260 113V108L258 107V110H256L257 108V106H255V104L253 105V108L252 107H250L251 106V104L252 103H249L250 105L248 106H246V108H244V109H246V110H244L243 112H246L247 110H251V111H248V112H246L247 114H249L248 115V117H247V115L245 116V113H243V112H239V110L238 109H236L235 110V113L233 112V113H231V114H236L235 116L233 115V117H236L238 114L240 115H238V117H240V118H238L239 120L241 119L242 120V116H243V120H244V118L246 119V117L249 119V116L250 115H252L254 118H256V126H254V129H253V126L252 125H250V127L248 126V124H250V123H247V122H249V121H247V122H245V120L243 121V122H245V123H243V124H241V121L238 123V124H241L240 125V127H237V126H234V125H236L237 123H235L234 122V119L235 118H232V115L230 114V116H231V118H228L229 117V115H228V113H225V114H221L222 116H220V117H222V121L224 122V124H223V128L221 127L222 125H219L218 124V126H220V130L222 129L224 132L221 134L220 132V134L221 135H225L228 131H229V133H231V134H229V133H227V134H229V135H227L226 134V136H224L223 138H222V136L220 137V134L218 133L217 135H218V139H220L221 138V141H222V143H221V141H217V139H216V137H217V135H215L213 132H215V131H217L216 129H218L217 128V126H216V128L214 129V131H213V129L212 128H214V127H208V132H211V131H213V132H211V134L213 133V135L215 136L214 138L213 137H210V135L211 134H209V136H208V132H207V130H206V126H205V128H204V126H201V125H203V124H201V122H202V120L200 119V120H198V121H194L193 122V120L191 121L190 120V117H188L189 115L187 114H185V113H187V112H185L184 114L182 113V112H184L183 110L185 109V107H183L184 105V103L187 101V96H185L184 94H182L183 92H181V85L180 84H173L172 82H173V78H172V75L168 72V71H165V72H160V71H155V70H157V68L156 67H158L160 64H164L165 63V61H166V59H167V56H166V53L168 52L167 51V48L166 47H164L165 49H163V48H160ZM226 46V47H225ZM240 46L242 47V48H240ZM252 46V48H250ZM143 47L144 48H146V44H144L143 45ZM163 47V46H162ZM232 47H234V46H232ZM249 48V50L247 51V49ZM241 49V50H240ZM217 50V51H216ZM245 50V51H244ZM160 52L161 51V53L159 54L158 52ZM216 51V52H215ZM224 53H223V52ZM244 51V52H243ZM17 52H19V53H22V55H21V57H23L22 59H20L21 60V62H19V65H17V69H16V71L14 72V73H12V74H10V75H8V77H7V79L8 80H10V86L8 87V89L7 90H5V91H3L2 92V94L1 95H3V97L4 96H7L8 94H11V90L12 89H14V91H16L17 93L19 92V93H21V94H24V93H27V95H30L31 97H33V98H36L37 99V101L38 102H40V103H42L41 105L42 106H44L43 108H41L42 110H40V112H42V113H46V111L47 112H51V110L52 111H56V108L59 110V107H60V109H61V107H62V105L63 104H61V102L62 103H66L67 102V93H68V91L69 90H72L73 89V86H70L68 83L66 84V78H64V77H60L59 76V74H58V72L59 73H62V70L61 69H58V68H56L55 66H54V63H53V60H54V58H55V56L56 55H52V54H49L47 57H46V59L45 60H40L39 59V61L40 62H38V61H36V60H34V61H32V62H30V63H27V61L25 60L26 59V57H28V55L24 52V51H19L18 50V47H17ZM243 52V53H242ZM5 53V50L4 49H0V57L3 55ZM156 53H158L157 55H156ZM217 53H219V54H217ZM98 54V56H101V57H104V54L103 53H101L100 51H98L97 49H95L94 48V51L93 52H91V54H88V56L87 57H89L90 56V59L91 58H95L94 56H96ZM216 54V55H215ZM228 54V55H227ZM231 54H233L232 56H231ZM244 54V55H243ZM156 55V56H155ZM220 56V57H219ZM223 56V58H221ZM226 56V57H225ZM239 56V57H238ZM87 57H86V59H87ZM198 57V58H197ZM217 57V58H216ZM238 57V58H237ZM244 57V58H243ZM68 58L69 59H72L73 58V55H71V54H69L68 53ZM216 58V59H215ZM218 58H219V60H218ZM221 58V59H220ZM236 58H237V60H236ZM89 59V58H88ZM198 59V61H194V60H197ZM241 59V61H243ZM91 60H93V59H91ZM218 60V61H217ZM234 60V61H233ZM244 60H246V59H244ZM221 61V62H220ZM232 61V63H230ZM190 62V63H189ZM225 62V63H226ZM191 63H193V64H191ZM195 63V64H194ZM197 63V64H196ZM218 63H220V64H218ZM226 63V64H227ZM234 63V64H233ZM110 64H112L111 62L109 63V65ZM190 64H191V66H190ZM215 64H218V65H215ZM224 64V63H223ZM239 64H241V65H239ZM150 65V66H151ZM195 65V69H194V67L193 66ZM196 65H198V66H196ZM200 65V66H199ZM235 65V66H234ZM239 65V66H238ZM213 66H218L217 67V69L215 68V67H213ZM237 66V67H236ZM241 66V67H242ZM194 69H192V68ZM199 67V69L200 68H202V69H200V70H197L196 68H198ZM205 67V68H204ZM209 67H212V68H209ZM148 68V67H147ZM191 68V69H190ZM204 68V69H203ZM209 68V69H208ZM151 69H153L154 70V72L152 71L151 73H149V75L147 74L148 73V71L150 72V70ZM208 69V70H207ZM229 69H231L230 67H229ZM233 69V70H234ZM57 70H58V72H57ZM203 70V71H202ZM206 70V76L204 75L205 73H204V71ZM210 70V71H209ZM215 70V71H214ZM221 69L219 68V71L217 72L218 73V75L220 74V75H223V73L220 71ZM232 70V69H231ZM147 71V72H146ZM195 71V72H194ZM199 71H202V72H199ZM208 71V72H207ZM144 72H146L145 74H144ZM193 72V73H192ZM213 72H211L210 74H212ZM156 73V74H155ZM201 73V74H200ZM222 73V74H221ZM63 74V73H62ZM203 74V75H202ZM209 74V75H210ZM214 75H216V76H218L216 73H214V74H212V76L213 77H215ZM200 76V77H199ZM203 76H204V78H203ZM195 77V78H196ZM87 78H88V76H86L84 73H82L81 74V76H80V80L79 81H76V84H85V85H88V84H86V82H87ZM92 78V77H91ZM133 78H135V79H138L137 81H142L143 82V84H145L146 86H144L145 87V89L143 88V90H142V95L141 94H138V93H136V92H134V91H132V89H131V84L134 82L133 81ZM202 78H203V80H202ZM216 78V77H215ZM220 77H218V79H219ZM223 78V77H222ZM253 79V81H256L257 80V78H256V80H254V78L255 77H249L247 80H246V82L248 81V83H250L251 81H252V79ZM93 79V78H92ZM250 79V80H249ZM221 80V79H220ZM223 81L225 82H223L222 84H223V92L226 94H230V95H232V96H235L234 95V93H236L234 90H236L235 89V87H234V89L233 88H231V90H230V88H229V85H230V87L231 86H233L232 84H229V81L227 80V79H224L223 78ZM159 82V83H158ZM227 82V83H226ZM158 84V85H157ZM229 84V85H228ZM180 85V86H179ZM228 85V86H227ZM228 87V88H227ZM227 88V89H226ZM35 90H37L38 92H34ZM230 91V92H229ZM234 91V92H233ZM92 92H94V89H89V93H92ZM111 92H113V95H115V97H111L110 95H112L111 94ZM114 93H117V94H114ZM122 95H127V96H125V98L126 99H123V101H121L122 100V98H121V96ZM154 96V97H153ZM78 98V97H77ZM145 99V100H144ZM95 102V100L93 99L92 100V102H91V104H93ZM65 103H64V105H65ZM166 103H168V104H166ZM3 104V105H2ZM2 104H1V106L4 108V107H6V106H8L9 108H11L12 106H13V103L11 102V101H9L8 99H4L3 100V102H2ZM166 104V107H170V111H169V109L167 108V112L165 111V113H168V114H165L164 113V115H161L160 114V111L161 110H158L159 109V107L160 106H163V105H165ZM182 106H181V105ZM58 105H60L59 107H57ZM63 105V106H64ZM126 105H128L127 107H126ZM180 105V106H179ZM17 106H18V111L15 113L16 115H14V118L13 119H15V117H16V119H15V121H17L19 124V127L18 128H20L21 126V124L22 125H25L26 123H28L29 124V119H27V121H25V122H23L24 120H26L25 118L26 117H28V116H26L27 115V112L25 113L24 112V109H25V106H24V101H18V103H17ZM24 106V107H23ZM41 106V107H42ZM177 106H179V107H177ZM2 107H0V110L1 109H3ZM14 107V106H13ZM12 107V108H13ZM94 107V106H93ZM122 107H124V106H122ZM172 107H173V109L175 108V109H177V110H181V115H179L178 114V112L176 111L175 113H174V111L172 110ZM182 107V108H181ZM254 107L256 108V109H254ZM22 108H23V111H22ZM54 108H55V110H54ZM181 108V109H180ZM87 109H89V108H87ZM183 109V110H182ZM254 109V110H253ZM252 110L256 113H254V112H252ZM256 110V111H255ZM59 111H61V110H59ZM59 111H56V112H59ZM137 111V112H136ZM173 111V112H172ZM186 111V110H185ZM257 111H258V113H257ZM25 113L24 115L25 116H22V113ZM159 112V113H158ZM164 112V111H163ZM170 112V113H169ZM180 112V111H179ZM239 112V113H238ZM252 112V113H251ZM171 113H172V115H171ZM178 114V116H180L179 117V119H178V117L176 116L177 114ZM261 114V116H260V114ZM17 114H20V115H17ZM67 114H69V113H67ZM67 114L65 115L66 116V119H68L69 120V118H70V116L72 115V113H70V115H68L69 117L67 118ZM136 114H134L135 116H137ZM175 114V115H174ZM205 114H208V113H205ZM205 114H203L202 116H204L206 119L208 118H218V119H220V121L219 122H222L221 121V118H219L218 117V115L217 114H220V113H216V115L214 114V113H209L208 114V116H205ZM213 114V115H212ZM244 114V115H243ZM258 114V115H257ZM118 113L117 114H115V118L114 119H118V117H120V115H118ZM184 115H186V116H184ZM216 117H215V116ZM223 115H226V116H228V117H224ZM11 116H13V115H11ZM64 116V115H63ZM65 116L64 117H62V116H57L56 117V119H57V121H62V118H65ZM168 117V119L166 120V118ZM174 118H173V117ZM185 118H184V117ZM260 116V117H259ZM10 117V116H9ZM25 117V118H24ZM75 117V116H74ZM73 115L71 116V118H72V120L71 121H73ZM204 117H202L203 119H205ZM261 117H262V119H261ZM70 118V119H71ZM76 118V117H75ZM88 118V117H87ZM171 118H173V119H171ZM176 118V119H175ZM224 118V119H223ZM228 118V119H227ZM259 118V119H258ZM11 119V118H10ZM22 119H23V121H22ZM51 119H53V121L52 122H54V120H56V119H54V118H51ZM182 119V120H181ZM185 119H186V121H189L190 120V123L189 122H187L188 124H186L185 123ZM189 119V120H188ZM250 119H253V118H251V116H250ZM249 119V120H250ZM12 120V119H11ZM10 120V121H11ZM226 120V121H225ZM232 120H233V122H234V125H233V122H232ZM238 120V121H239ZM257 120L259 121H261L262 120V126L261 127H259V125L257 126V124H260V123H257ZM8 121H9V118H8ZM13 121V120H12ZM11 121V122H12ZM51 121H50V125H51ZM60 121L58 122V123H60ZM70 121V120H69ZM179 121V122H178ZM227 121H229V126H233V127H235V128H230L227 124H226V122ZM235 121H237V119H235ZM237 121V122H238ZM10 122V123H11ZM177 122V123H176ZM181 122H183V123H181ZM222 122V123H223ZM232 124H231V123ZM57 123V122H56ZM62 123V122H61ZM147 123H148V125H147ZM175 123V124H174ZM186 124V126H183V125H185ZM198 123H200L201 125H200V128L198 129L196 126H194V124H196V125H198ZM203 123V122H202ZM28 124H26V126H30V125H28ZM149 124L152 126V127H155V128H152V132L149 130L148 131V127L151 129V127L149 126ZM174 124V125H173ZM177 124H179V125H182L181 126V130H178L177 129ZM251 124H252V120H251ZM255 124V123H254ZM61 125H63V124H61ZM83 126V127H81V126ZM157 125H158V128H157ZM175 125H176V127H175ZM193 126L192 127V129H191V127H189V126ZM225 125V126H224ZM226 125H227V127H226ZM246 125L248 126V127H246ZM26 126H22L23 127V129L25 130L26 129ZM102 126H103V128H102ZM148 126V127H147ZM169 126H173V130L171 129V127L169 128ZM199 126V125H198ZM25 127V128H24ZM27 127V129H29ZM31 127V126H30ZM87 127V128H88ZM143 127V128H142ZM146 129H145V128ZM186 127V128H185ZM204 129H203V128ZM236 127L237 128H240V129H237V131L235 132L233 129H235L236 130ZM242 127V128H241ZM75 128H80V129H78V130H80L79 131V133H78V131L76 132V131H74L75 130ZM99 128H102V132L104 133V134H100L99 132L101 131H98L99 130ZM142 128V129H141ZM158 129V130H155V129ZM166 128V129H165ZM168 128V129H167ZM194 128H197L196 130L197 131H199V132H197V131H192V130H195ZM209 128H211V129H209ZM74 129V130H73ZM82 129H84V130H82ZM98 129V130H97ZM160 129V130H159ZM167 131L168 130V132H166V133H168V135L165 133V130ZM169 129H171L172 130V132H170V130ZM177 131H176V130ZM184 129H186V132H185V130ZM187 129H188V131L191 129V131L190 132H187ZM227 129H231L232 131H234V132H231L230 130H227ZM30 130H32L33 132H34V135H33V137H32V139H31V141H30V139H29V135L30 134H26V132H28V133H31V136H32V133L33 132H31ZM36 130V129H35ZM86 130V131H85ZM90 130H92V132H90ZM107 130V129H106ZM105 130V131H106ZM139 130V129H138ZM142 130H144V131H142ZM211 130V131H210ZM39 131L40 130H37L36 132L34 131V128L32 129V127L29 129V131H22L23 133H21V135L23 136V135H27L26 137H24L23 136V138L24 139H22L21 138V140L22 141H18L17 139H14V143L12 142V140H11V144L12 145H10L9 146V149L11 148V151H10V153H9V155H7L5 152H3V151H5V150H3L2 148H0V150L2 149L3 151H0V189L3 191V190H6V191H8V192H17V193H19V191L18 190H20V192H22L24 189H28L29 187H28V181H27V179L24 177V176H22V174L21 173H19V174H17V172L16 171H18V169H19V164L20 163H22L23 161V159H25L24 160V162L26 161V157H30L31 158V154H29V153H31L32 151H31V149H34L33 147H35L34 146V144H32L31 142H34V141H37V139H38V141L41 143L42 142V144L44 143V144H46V142H47V136L44 134H40L39 133ZM81 131H85V132H82L81 133ZM96 131H98V133L96 132ZM146 131L147 132H149V134L148 133H146ZM161 133H160V132ZM178 131H180L181 133L182 132H184V134L182 135V137L183 138H181V136H175L177 139L175 140V137H173L174 136V134L176 135V133L178 132ZM203 131V132H202ZM219 131V130H218ZM244 131V132H243ZM263 131L264 130H262V132H261V130L259 131L260 133H263ZM41 132V131H40ZM78 133V134H84V136H83V139L81 140V143L78 141V142H76L75 140H74V137L76 136L74 133ZM101 132V133H102ZM107 132V131H106ZM143 132H144V134H143ZM175 132V133H174ZM195 132H197V133H195ZM202 132V133H201ZM222 132V131H221ZM63 133H64V135H63ZM151 133V134H150ZM153 133V134H152ZM185 133H186V136H185ZM187 133H188V135H190V136H192L191 137V139L190 138H188V137H190V136H188L187 135ZM192 133H194V134H192ZM217 133V132H216ZM225 133V134H224ZM255 134H257L258 133V131L257 132H254ZM67 134V136H65ZM69 134V135H68ZM78 134H77V136H76V138L79 140L80 139V137L79 136H82V135H79L78 136ZM88 134V135H87ZM143 134V135H142ZM149 135L150 137H148L147 135ZM165 134V135H164ZM178 135L180 134L179 132L177 133ZM199 136H197V135ZM250 134V133H249ZM85 135L87 136V137H85ZM110 135H112V133L110 134ZM117 135V136H116ZM152 135V136H151ZM171 135H172V137H171ZM234 137H233V136ZM252 135V138H254L255 136H256V139H255V142H256V144L258 145V143L260 144V141H262L261 140V138H263V137H261V135L259 134H257V135H255V136H253V133L251 134ZM262 135H264V134H262ZM56 136V137H55ZM72 136H73V140L75 141H72L71 140V138H72ZM115 136V137H114ZM119 136V137H118ZM162 136H164V138L162 137ZM193 136H195V138L193 137ZM212 136V135H211ZM232 136V137H231ZM238 136V135H237ZM242 135H240V137H241ZM248 137L250 136V135H247ZM246 136V137H247ZM257 136H259L260 137V140H257ZM27 137H28V139H27ZM35 137V138H34ZM46 137V138H45ZM169 137V139H167V138ZM198 137V138H197ZM243 137V136H242ZM245 137V136H244ZM245 137V138H246ZM258 137V138H259ZM19 138H20V136H19ZM18 138V139H19ZM68 138H70L69 140H68ZM87 138V139H86ZM112 138H116V139H118V140H114V139H112ZM121 140H120V139ZM140 138V139H141ZM152 140H151V139ZM160 138H161V140H160ZM166 138V139H165ZM230 138H233L234 139V141H233V139L231 140ZM237 138V143L236 144H241L242 142L240 141V139L241 138H239V137H236ZM34 139V140H33ZM76 139V140H77ZM85 139H86V142H85ZM174 140V141H172V140ZM183 141H182V140ZM213 139V140H212ZM216 139V140H215ZM244 139V138H243ZM243 139H242V141H243ZM15 140L16 141H18V143H16L15 142ZM33 140V141H32ZM45 140H46V142H45ZM66 140V141H65ZM69 142H68V141ZM84 140V141H83ZM107 140V141H106ZM113 140V141H112ZM137 140V141H136ZM163 140V141H162ZM170 140V141H169ZM179 140V141H178ZM198 140H200V139H198ZM215 140V142H218V144L217 143H215V142H213V145H212V141H214ZM246 140V142H245V144L243 145V144H239V146H240V149L241 150H243V149H245L246 150V148L247 147H244L245 145H246V143H247V140L249 141L248 142V144H250L251 142L250 141H252V145L255 143L252 139H245ZM257 140V141H256ZM264 140V139H263ZM44 141V142H43ZM63 141H65L64 143L65 144H67V146L65 145V144H63ZM85 143V144H82L83 142ZM88 141V142H87ZM106 141V142H105ZM141 141V140H140ZM147 141V142H146ZM151 141H153V142H151ZM165 141V142H164ZM177 141V142H176ZM195 141V142H196ZM232 141V142H231ZM68 142V143H67ZM70 142H74V143H70ZM126 142V143H125ZM160 142V143H159ZM173 142V143H172ZM180 142V143H179ZM189 142V141H188ZM35 143V142H34ZM39 143V144H40ZM47 143V144H48ZM105 143H107V145L105 146ZM122 143H123V145H122ZM164 143H166V145L164 146ZM173 144V147H174V145H175V149L171 146L172 144ZM175 143V144H174ZM215 143V144H214ZM220 143V144H219ZM234 143V144H235ZM46 144V145H47ZM52 144V145H51ZM73 144L74 145H79L80 144V146H78V148H75V146H73ZM163 144V145H162ZM169 144V145H168ZM200 144V143H199ZM216 144L217 145H220L219 147H217L216 146ZM236 144L235 145H233V144H231L232 146H231V152H234L233 154H235V152L236 151H234V149H236V147H238V146H236ZM247 144V146L249 147H251L252 145H248ZM256 144H254V146L256 145ZM262 144V143H261ZM261 144L260 145H258V147L260 146L261 147ZM264 144V143H263ZM19 145V146H18ZM66 147H65V146ZM122 145V146H121ZM129 145H130V147H129ZM149 145H151V146H149ZM177 145V146H176ZM180 145H181V147H180ZM183 145V146H182ZM197 145V144H196ZM212 146V147H210V146ZM14 146L16 147V148H14ZM18 146V147H17ZM68 146H70V147H68ZM74 148H73V147ZM76 146V147H77ZM109 146V147H108ZM170 146H171V148H170ZM209 146V147H208ZM233 146H235V147H233ZM241 146H242V148H241ZM253 146V147H254ZM72 147V148H71ZM108 149H107V148ZM134 147H135V149H134ZM146 147V148H145ZM155 147V148H154ZM163 147H164V149H163ZM169 147V148H168ZM178 149H177V148ZM180 147V148H179ZM234 149H233V148ZM249 147V148H250ZM257 149H258V151H260L259 150V148L257 147V146H255ZM12 148H14L13 150H12ZM66 148H69L70 149V151H69V149H68V151H67V149ZM130 148V149H129ZM145 148V149H144ZM150 148V149H149ZM249 148H247V152H249ZM252 148V147H251ZM19 149V150H18ZM73 149H78V150H80L79 151V153H77L78 152V150H77V152H74V151H76V150H73ZM132 149H134V150H132ZM147 149V150H146ZM157 149L159 150L158 152H157ZM168 151H167V150ZM169 149H171V151L169 150ZM175 150V151H177V152H175V151H172V150ZM177 149V150H176ZM196 149H197V147H196ZM199 149V148H198ZM213 149V150H212ZM232 149H233V151H232ZM238 150H240L239 148H237ZM236 149V150H237ZM253 149V148H252ZM261 149H262V147H261ZM264 149V148H263ZM73 150V152H71ZM130 150H132L131 152H135L136 151V153H135V157H134V159L131 157H128L130 154H131V152H130ZM241 150L238 152L237 151V153L235 154L236 156H235V158L236 157H238L239 158V162L236 160V162L238 163V166H239V164H241V162L244 160L245 161V163H247V161L246 160H248V164L250 165L251 163H252V167L253 166H255L256 167V165H254V164H257V167L258 168H252V167H250V166H248V167H250V169H252V173H258V171H260L259 169H261L262 170V168L264 167V163L263 164H261L260 165V167H262V168H259V162L261 161V163L264 161V159H263V157H264V155H263V150L261 151V152H259V153H262V157L261 158H259L260 157V155L258 156L257 154L258 153H255V154H253V152L251 153V152H249V153H251V155L253 156V158H255V160L257 161L258 159H260V161L258 162V163H254V159L252 160V156L251 155H249L248 154V156H250V158L248 159L247 158V156H246V154H245V156H246V158L245 157H241V159H240V157L239 156H237L239 153H241ZM254 150V149H253ZM13 151V152H12ZM142 151V152H141ZM146 151V152H145ZM149 151V152H148ZM153 151V152H152ZM155 151V152H154ZM165 151H167L168 152V154L170 155V152H171V155L169 156ZM250 151H252V150H250ZM255 151H257L256 149H255ZM145 152V153H144ZM152 152V153H151ZM164 152H165V155H164ZM216 152V151H215ZM243 152V154H244V150L242 151ZM246 152V151H245ZM3 153H5V154H3ZM130 153V154H129ZM149 154V157H148V155L147 154ZM173 153H177V154H173ZM217 153V152H216ZM219 153V152H218ZM129 154V155H128ZM145 155L146 154V157L145 156H143V155ZM242 154V153H241ZM4 155H6V156H4ZM30 155V156H29ZM132 155V154H131ZM167 155V156H166ZM176 155V156H175ZM9 156V157H8ZM51 156V157H50ZM175 156V157H174ZM243 156V155H242ZM256 156V157H255ZM54 157V158H53ZM181 157V158H180ZM258 157V158H257ZM173 158V159H172ZM176 158H178V159H176ZM238 158H236V159H238ZM28 159V158H27ZM54 159H56V160H54ZM137 161H136V160ZM181 159V160H180ZM30 160H32V159H30ZM29 159H28V162L30 161ZM58 160V161H57ZM133 160H135L134 161V164L133 163H131ZM171 161V163H170V161ZM174 160V161H173ZM53 161H55V165L53 164ZM122 161V162H121ZM173 161V162H172ZM244 161H243V163L241 164V165H243V167L242 168H244L245 169V165H247V164H244ZM255 161V162H256ZM31 162V161H30ZM158 162V163H157ZM164 162H165V165H164ZM192 162V161H191ZM235 162V161H234ZM233 162V163H234ZM120 163H123V165L121 166H118V169H119V167L122 169V167H124L123 169H126L125 171H126V175H127V171H128V168H126V166L125 165H132V167L131 166H129V167H131V168H133V169H131V170H129L128 172L130 173L131 172V175H132V173L134 174V176H135V174H136V176H135V179L134 178H132L131 176V178L133 179L132 181H134V182H132L133 184L131 185V184H128L129 186H127V184L126 183H124V184H126V186L127 187H124L123 185L124 184H121L122 186H119L120 185V183L122 182L123 183V181H124V178H125V174H124V172L125 171H123L122 170V173H120V171H119V174H123V176H121V179H123V180H121L120 179V176H119V185H118V187L116 188V186H113L112 187V185H111V182L110 181H108V179L106 180L105 179V177L107 176H109L110 177V175H113V169H114V175H113V177L115 176V178H117L116 177V175H115V173H117L116 171L117 170H115V169H117L115 166H117V165H119ZM130 163V164H129ZM170 163V164H169ZM175 163V164H174ZM178 163V164H177ZM193 163V162H192ZM232 163V166L234 167L235 166V164L236 163H234L233 164ZM57 164V165H56ZM167 164H168V166H167ZM195 164V163H194ZM111 165V166H110ZM114 165V166H113ZM113 166V167H112ZM172 166V167H171ZM175 166V167H174ZM179 166V167H178ZM238 166H237V164H236V167L237 168H235L234 167V171H235V173L236 172H239V174H241V176H242V173H240V171H242L241 170V168H238ZM239 166V167H240ZM110 167H111V169H112V171H109V169H110ZM115 167V168H114ZM166 167H171V168H166ZM248 167L246 166V172H244V174L246 173V174H248V176L251 178L252 177V179H254V174L252 175V173H251V170L250 169H248ZM155 170H154V169ZM158 168V169H157ZM166 168V169H165ZM180 169V170H177V169ZM73 169H75L74 171H72ZM164 169V170H163ZM170 169V170H169ZM176 169V170H175ZM237 169H238V171H237ZM240 169V170H239ZM247 169H248V171H247ZM253 169H255V171H257V172H253ZM120 170V169H119ZM132 170L134 171V172H136V173H134V172H132ZM158 170H161V171H158ZM167 170V171H166ZM250 170V171H249ZM138 171V172H137ZM156 171H158V172H156ZM171 173H170V172ZM178 171V172H177ZM263 171H264V168H263ZM262 171V172H263ZM16 172V175H15V178L17 177V175H19L18 177H17V179H15L14 178V175H13V173H15ZM176 172V173H175ZM248 172V173H247ZM39 173V172H38ZM38 173L36 172V174H37V176H34L33 177V179L35 178V180L33 181V183L35 182V185L37 184V187L39 186V185H41V184H39V181L38 180H36V179H38L39 177V175H38ZM108 173H110L109 175H108ZM128 173V174H129ZM137 173H138V176H137ZM161 173V174H160ZM166 173H168L169 175H167L168 176V178L166 177ZM249 173H251V176L249 175ZM264 173V172H263ZM102 174H105V175H102ZM118 174V175H119ZM156 174V175H155ZM175 174V175H174ZM227 174H229V175H231L230 174V172H228ZM238 173L236 174V176L235 177H240V176H237V175H239ZM12 175H13V177H12ZM24 175V174H23ZM34 175H35V173H34ZM102 175V178L100 177ZM117 175V176H118ZM162 176V178H161V176ZM258 175H260V173L258 174ZM21 176V177H20ZM99 176V177H98ZM133 176V175H132ZM133 176V177H134ZM176 176V177H175ZM262 178H263V176L262 175H260ZM20 177V178H19ZM98 177V178H97ZM112 177V176H111ZM110 177V178H111ZM111 178L112 180H115L114 178ZM129 178V175H127L126 176V178L125 179H127V181L125 180V182H128V181H130V180H128V178ZM141 177V178H140ZM171 177V178H170ZM256 177H257V175H256ZM255 177V178H256ZM25 178V179H24ZM100 178V179H99ZM95 179V180H94ZM97 179V180H96ZM99 179V180H98ZM139 179V180H138ZM164 179V180H163ZM169 179V180H168ZM251 179V180H252ZM27 181V186L25 185V187H24V185L23 184H25L26 183V181ZM120 180H121V182H120ZM262 181V183H264L263 181H264V178H263V180H261V178H260V180L257 178L256 180H255V183H254V180H252V182H250L254 187H255V190H254V193H255V191H256V189L258 188V184H259V188L257 189V191L256 192H258V196H256L257 195V193H256V195H252V193L246 198L247 200H246V205L247 204H249L250 203V201L251 200H253L254 198H258L259 197V201H258V199H254V204H256L257 205V203H258V206H256V207H254L253 205H251V204H253V202H251V204H249V206H250V208H251V210L253 211V212H251V210L250 209H248L249 208V206L247 205V206H245V209H243V212L240 214V212L239 211H241V207L244 205L243 203H240L239 205H240V207H239V205H237L238 207L237 208H239L240 210L238 211H236V213H235V210L236 209H234L235 208V206H233V207H231L230 205H225V204H223L221 201H218V200H212V201H209V202H207L206 203V201H204L203 199H199V198H194V200L192 199L191 201H188L187 203H186V206H190L191 208H193V209H195L196 210V212L198 213V211H199V213L198 214H200V213H202V211H203V209L205 208V209H209V210H211L212 209V211H214V213H217V215H223L222 217H221V219H222V224H223V226H225V227H227L228 225H230V221L232 222L233 221V223H235V222H239L240 224H243V225H245L247 228L248 227H250L251 226V224H252V226L254 225V224H256L257 222L259 223V222H263V227H264V200H263V198H264V196H263V190H264V184H261L260 185V183L258 182V181ZM92 181H95V182H92ZM97 181V182H96ZM105 183H104V182ZM108 181V182H107ZM164 181V182H163ZM169 181V182H168ZM258 183H257V182ZM23 184H22V183ZM50 182V183H49ZM110 182V187H112L111 189L109 188V184H107V183H109ZM131 182V181H130ZM129 182V183H130ZM148 182V183H147ZM161 182H162V184H161ZM41 183V182H40ZM97 183H99V184H102V186L100 185L99 186V184L97 185H95V184ZM163 183H165V185H163ZM173 183V182H172ZM175 183V182H174ZM23 186H22V185ZM91 184V185H90ZM106 184V185H105ZM142 184V183H141ZM24 187V189H22V187ZM104 185L106 186L105 188H103L104 187ZM5 186V187H4ZM107 186H108V188H107ZM162 186V187H161ZM262 186H263V189H261V190H259L260 188H262ZM3 187V188H2ZM20 187H21V189H20ZM102 187V188H101ZM115 187V188H114ZM121 187H123L122 189H121ZM153 187V188H152ZM164 187V188H163ZM254 187L252 188V190L254 189ZM257 187V188H256ZM39 188V187H38ZM249 188V187H248ZM250 188H251V185H250ZM250 188H249V190H250ZM103 189H105V190H103ZM110 189V190H109ZM129 189V190H128ZM162 189H164L163 191H162ZM0 190V191H1ZM15 190V191H14ZM29 190V189H28ZM27 190V192H26V194L29 196L30 194H40L39 193V191H42V190H39V189H35L34 190V192L32 193V191H28ZM39 190V191H38ZM54 191H53V194H55L54 193ZM162 191V192H161ZM201 191V192H200ZM262 191V192H261ZM37 192V193H36ZM68 192V191H67ZM77 192V193H76ZM135 192V191H134ZM251 192V191H250ZM253 192V191H252ZM61 193V194H62ZM130 193V194H129ZM199 193L200 194H203L204 193V191H203V189H201V190H199ZM198 193V194H199ZM259 193H260V195L261 196H259ZM128 194V195H127ZM132 194V195H131ZM164 194V195H163ZM163 195V196H162ZM251 195H252V197H254L253 199L251 198ZM131 196V197H130ZM256 196V197H255ZM262 196H263V198H262ZM64 197V196H63ZM167 197V196H166ZM248 198H251V200H249ZM260 198H261V201H260ZM126 199V200H125ZM128 199V200H129ZM199 200V201H198ZM202 200V201H201ZM47 203L49 202L48 200H45ZM40 202L39 204H37L38 205V207H33L31 210L30 209H28V211L27 210H25V212H24V214H22L21 215V213H20V215H21V219L23 220V221H25V219H26V221H28V220H34L35 222L37 221V222H39V226H41V225H43V226H46L47 224L48 225H51V224H53L54 222H56L57 220L61 223L62 222V218L60 217V215H59V217H58V215L55 213V212H50V207H49V205H44V206H47L48 207V209H46V208H44V206L42 205V204H44V203H46V202ZM125 201V202H124ZM160 201V202H159ZM216 203H215V202ZM249 201V202H248ZM134 201H132V203H133ZM158 202V203H157ZM163 202V203H162ZM203 202H205V203H203ZM211 202V204H209ZM212 202H214V203H212ZM220 202V203H219ZM248 202V203H247ZM260 202V203H259ZM261 202H263V203H261ZM135 203V202H134ZM157 203V204H156ZM166 203V202H165ZM245 203V202H244ZM41 204V205H40ZM49 204V203H48ZM123 204V205H122ZM36 205V206H37ZM192 205V206H191ZM225 207H224V206ZM242 205V206H241ZM195 206V207H194ZM206 206V207H205ZM230 207L232 210H234V213L233 212H231L232 210L229 208H227V207ZM117 207V208H116ZM212 207V208H211ZM247 207V208H246ZM36 208V209H35ZM165 208V209H164ZM202 208V209H201ZM211 208V209H210ZM242 208H244V207H242ZM199 209V210H198ZM204 209V210H205ZM216 209V210H215ZM248 209V210H247ZM256 209V210H255ZM30 210V211H29ZM169 212H168V211ZM223 210V211H222ZM231 210V211H230ZM244 210H245V213H244ZM49 211V212H48ZM162 211V212H161ZM165 211V212H164ZM247 211V212H246ZM248 211H250V212H248ZM204 212V211H203ZM224 212V213H223ZM239 212V213H238ZM54 213V214H53ZM123 213H125V214H123ZM219 213V214H218ZM238 213V214H237ZM247 213H251L250 214V218H248V215H247ZM56 214V215H55ZM121 215V216H122ZM169 215V216H168ZM233 215V216H232ZM239 215V216H238ZM242 215H244V217L242 216ZM245 215H246V218H245ZM17 216H19V215H17ZM16 216V217H17ZM241 216V217H240ZM169 217H170V219H169ZM234 219H233V218ZM225 218V219H224ZM232 218V219H231ZM245 218V219H244ZM28 219V220H27ZM60 219V220H59ZM130 219V218H129ZM247 219V220H246ZM250 219V220H249ZM227 221V223H226V221ZM256 220H259V221H256ZM25 221V222H26ZM32 221H30V222H32ZM248 221V222H247ZM13 222V221H12ZM64 222H66V221H64ZM133 223H134V221H132ZM236 223V224H239V223ZM250 222H251V224H250ZM256 222V223H255ZM28 223H29V221H28ZM40 223H41V225H40ZM173 223V222H172ZM9 224L10 225H7V227H5V230L3 229V231H2V229H0V264H21L22 262L24 263V264H30V262H29V260L27 259H25V260H23V261H19V259L17 260L16 258V256H14L13 255V250H12V246L14 245V237H15V233H16V228H17V226H16V224H15V222H13V223H11V222H9ZM65 224V223H64ZM66 224H67V222H66ZM250 224V225H249ZM215 225H217V226H215ZM227 225V226H226ZM249 225V226H248ZM42 226V227H43ZM96 226V227H95ZM214 226H215V228L214 229H217V228H219V225L218 224H216V223H214ZM251 226V227H252ZM211 227L213 228V225H211ZM217 227V228H216ZM224 227V228H225ZM93 228H97V225H94L93 226ZM209 229H210V227H209ZM260 229V228H259ZM91 230H93V231H91ZM90 230V235H89V238H90V241H91V243H92V245L91 246H88V247H83V246H79V250L77 249V247H75L74 249H75V251H76V249H77V251H79V252H75L76 253V255L78 254V253H80L79 255H78V257L81 259H83V261L85 260H87V262H85V264L86 263H88V264H116V258L118 257V255L120 256V250L121 249H117L116 247L117 246H112V244L114 243V242H116V240L114 239V237L112 236V234H110L109 232H111L110 230L108 231V233L106 232V234L105 233H103V237L101 236L102 234L100 233H98V232H96L95 230H97V229H91ZM4 233H2V232ZM5 231V232H4ZM98 231V230H97ZM261 232H263V229L261 230ZM75 233V232H74ZM77 234H79V232L77 233ZM99 234V235H98ZM4 235V236H3ZM106 236H107V240H106V245L109 243V242H107V241H109L110 240V244H108L107 246H105V243L103 242V240H104V238H106ZM49 236L47 235L46 237H45V239H44V245L45 246H43L44 248H48V247H52L53 246V248H54V246H55V243H50V238H48ZM109 238V239H108ZM13 239V240H12ZM114 239V240H113ZM48 240H50V241H48ZM93 240H95L96 241V244L97 243H100L101 241H102V243H103V247L101 246V247H95V246H93V244L95 243V241L94 242H92ZM9 241V242H8ZM111 242H112V244H111ZM6 243V244H5ZM13 243V245L12 246H10L11 244ZM247 243H251V240L250 239H248V241H247ZM10 244V245H9ZM96 244H94V245H96ZM116 243H114V245H115ZM8 245V246H7ZM98 245V244H97ZM111 245V246H110ZM5 246V247H4ZM9 246H10V248H9ZM8 248V249H7ZM86 248V249H85ZM97 248H100V250H98ZM98 250V251H97ZM117 250H118V252L119 253H117ZM117 253V254H116ZM116 255H117V257H116ZM123 255V256H122ZM78 257H76V259L78 260L77 262H80L81 261V264L83 263L82 262V259L80 260V259H78ZM120 257H122L123 259H124V254L121 252V256ZM119 257V259H122V258H120ZM13 258V259H12ZM122 259V260H123ZM127 261V260H126ZM125 260H124V262L123 263H126L127 264V262H126ZM22 263V264H23ZM80 264V263H79Z\"/></svg>",
  "mask_w": 264,
  "mask_h": 264
}]
</instances>
